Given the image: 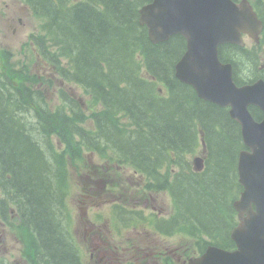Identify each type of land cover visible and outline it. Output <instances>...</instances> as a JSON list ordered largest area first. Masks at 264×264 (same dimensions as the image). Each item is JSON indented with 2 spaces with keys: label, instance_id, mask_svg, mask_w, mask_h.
<instances>
[{
  "label": "trees",
  "instance_id": "trees-1",
  "mask_svg": "<svg viewBox=\"0 0 264 264\" xmlns=\"http://www.w3.org/2000/svg\"><path fill=\"white\" fill-rule=\"evenodd\" d=\"M148 1L23 0L34 14L43 17L40 30L31 39L38 43L41 56L53 61L62 80L76 82L105 108L95 116L96 136L74 129L82 120L76 118L79 113L72 117L63 110L41 113L40 130L35 120L24 125L18 119H8L17 115L14 111L26 99L16 98L10 106L3 103L0 93V169L10 173L9 182L21 196L23 221L35 228L49 264H78L54 219L52 178L58 175H50L54 168L39 142L42 138L48 144L51 133L69 154H77L71 149L80 147L75 132L85 146L95 148L98 144L92 139L101 137L148 175H155L163 165H177L171 192L208 230H221L222 219L231 211L227 192L231 186L238 187L236 159L243 145L239 126L225 108L199 98L174 77L173 64L183 52L184 40L172 35L157 44L149 41L145 27L138 23V9ZM242 52L246 53L235 45L219 49L221 59H234L236 83L264 78L253 71L252 77L243 79L236 70ZM158 83L165 89L162 95ZM114 112H121L131 127L117 122ZM251 112L259 118L256 109ZM39 131L43 134L38 135ZM199 133L206 151L204 169L195 173L189 156L197 150Z\"/></svg>",
  "mask_w": 264,
  "mask_h": 264
},
{
  "label": "water",
  "instance_id": "water-1",
  "mask_svg": "<svg viewBox=\"0 0 264 264\" xmlns=\"http://www.w3.org/2000/svg\"><path fill=\"white\" fill-rule=\"evenodd\" d=\"M232 4L231 0H152L140 7L139 23L146 26L152 42L164 40L175 32L182 34L187 40V50L175 65V75L191 84L199 97L229 106L230 116L239 123L243 142L249 148L239 153V181L253 195L257 209L247 221L250 223L264 221V216H260L264 215V205L260 204V199L264 202V117L255 121L248 110L249 105H254L264 113V80L237 86L231 79L230 64L219 62L217 46L223 42L242 44L241 32L256 39L260 22L246 0L240 2L238 10ZM195 165L200 166L199 158H195ZM246 205L245 198L235 203L241 212ZM247 223L231 233L237 251L214 248L195 264H244L247 229L249 236L264 235V222ZM251 243L258 242L251 240ZM250 258L264 264V249L251 250Z\"/></svg>",
  "mask_w": 264,
  "mask_h": 264
},
{
  "label": "flooded vegetation",
  "instance_id": "flooded-vegetation-1",
  "mask_svg": "<svg viewBox=\"0 0 264 264\" xmlns=\"http://www.w3.org/2000/svg\"><path fill=\"white\" fill-rule=\"evenodd\" d=\"M19 11L15 3L7 8L10 21ZM22 60L12 58L11 62L21 64ZM30 69L46 74L49 66L44 64L39 68L33 63ZM260 70L264 74V69ZM5 84L11 86L14 82L7 76ZM42 90L47 92V86ZM82 157L88 159V168L83 171L86 177L94 175L104 179L100 182L101 188L89 185L83 193L78 192L76 201L68 210L69 227H60L65 247L68 248L69 241L74 240L80 256L86 257L85 260L79 258L78 264H189L190 259L201 253L198 252L199 246L185 240L184 235L168 234L165 225L169 220L170 208L161 195L164 192L151 189L148 204L145 202L143 207H137L132 202V196L127 199V196L110 190L111 185L120 180L116 173L119 165L105 161L103 165H94L92 159L100 156L92 153L82 154ZM123 173L125 176L122 180L129 183L124 190L133 189L135 174L130 171ZM168 237H178L180 240L171 241Z\"/></svg>",
  "mask_w": 264,
  "mask_h": 264
},
{
  "label": "rangeland",
  "instance_id": "rangeland-1",
  "mask_svg": "<svg viewBox=\"0 0 264 264\" xmlns=\"http://www.w3.org/2000/svg\"><path fill=\"white\" fill-rule=\"evenodd\" d=\"M7 3V7H6ZM19 8V13H16L14 19L10 21L9 16L6 13L7 8H10L13 4ZM20 20V21H19ZM41 19L34 16L26 5H23L18 0H0V46L10 49L15 57H19L18 48L23 44L29 37L31 33H36L38 31ZM15 29V32H14ZM245 43L250 44V40L245 38ZM68 89L76 94L82 101L86 99V95L83 90L75 84H67ZM48 95L44 98L46 106L49 111H55V106L61 105L59 99L52 95V93L47 90ZM56 143V139L53 138ZM92 162L101 163L100 158L94 157ZM71 185L75 188L68 198V203L71 205L74 201L75 195L78 194V185H83V177H78L76 175L71 176ZM164 196L165 201L171 205L169 196L161 194ZM171 240H176V238H171ZM18 260L14 259L12 264H16Z\"/></svg>",
  "mask_w": 264,
  "mask_h": 264
},
{
  "label": "bare ground",
  "instance_id": "bare-ground-1",
  "mask_svg": "<svg viewBox=\"0 0 264 264\" xmlns=\"http://www.w3.org/2000/svg\"><path fill=\"white\" fill-rule=\"evenodd\" d=\"M17 98H21V99H22L23 97H22V96H19V97H17ZM22 103H23V99H22ZM35 122H36V123H35V126L39 127V126H38L39 120H38L37 118H35ZM42 134H43V133L39 131V134H38V135H42ZM47 156H48V157H51L49 154H47Z\"/></svg>",
  "mask_w": 264,
  "mask_h": 264
}]
</instances>
